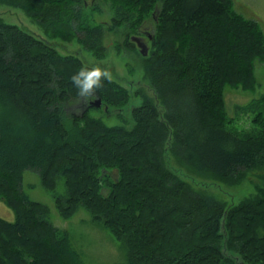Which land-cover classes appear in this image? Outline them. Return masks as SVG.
I'll list each match as a JSON object with an SVG mask.
<instances>
[{
    "label": "trees",
    "instance_id": "16d2710c",
    "mask_svg": "<svg viewBox=\"0 0 264 264\" xmlns=\"http://www.w3.org/2000/svg\"><path fill=\"white\" fill-rule=\"evenodd\" d=\"M21 9L51 40H77L98 60L108 55L106 29L126 32L138 51L152 19L143 56L148 90L131 93L113 79L98 90L102 107L122 112L135 97L134 125L68 110L77 100L70 77L87 64L0 16V264H86L49 208L23 191L26 170L55 192L60 215L81 207L128 248L122 264H264V186L238 205L197 191L166 161L239 183L264 169V95L248 105L253 127H229L225 89L254 91L256 61L264 62V30L237 12L234 0H0ZM107 5V24L92 16ZM144 37V36H143ZM117 45V50H122ZM141 53V52H140ZM151 91V94L149 93ZM97 107H94V109ZM101 108V107H100Z\"/></svg>",
    "mask_w": 264,
    "mask_h": 264
},
{
    "label": "rangeland",
    "instance_id": "374dc122",
    "mask_svg": "<svg viewBox=\"0 0 264 264\" xmlns=\"http://www.w3.org/2000/svg\"><path fill=\"white\" fill-rule=\"evenodd\" d=\"M92 1L89 0L88 5ZM97 3L99 4L100 0H97ZM234 4L237 12L248 19L256 20L264 29V0H234ZM102 10V13H95L91 18L94 23H103L107 27L113 17V12L107 5H103ZM0 16L7 23L18 25L35 36L52 42L63 55L75 53L81 56L87 64L93 66L99 64L102 67L110 68L113 79L129 89L131 93L141 87L147 89L150 84V81L145 78L143 55L138 48V51H131L125 47L127 33L123 29L116 31L106 29L105 45L108 49V55L105 59L98 60L90 51L84 49L77 40L67 42L61 39L51 40L44 30L37 23L31 21L21 9L0 4ZM154 28V21L149 19L142 30V36L145 37L148 45L149 39L145 36L144 31L151 34ZM118 44L122 45L123 48L120 52L117 50ZM255 66L258 85L254 91L227 87L224 93L230 119L229 127L239 133H246L252 129L254 112L248 109V105L258 101L264 95V62L256 61ZM149 93L151 94V91ZM140 104L141 99L134 97L120 113L114 109L107 112L104 107L95 109L92 107L90 108V115L102 118L109 126L126 124L132 128L134 125L132 111L134 107ZM78 109L80 110L78 111ZM68 110L75 115L83 113L82 104H77V100L72 101ZM166 161H168V166H171L182 179L188 181L197 191L211 195L228 205L240 204L244 199L256 194V187L264 186V169L248 172L244 181L233 183L216 179L208 173H196L178 163V160L171 154L167 156ZM22 189L31 200L48 206L49 220L56 228L68 230L73 246L86 264H122L128 261L127 246L117 240L103 224L94 221L90 212L84 207H81L71 219H65L60 215L55 206V196L67 194L64 178L58 179L56 190L53 192L42 185L37 171L26 170L23 176ZM8 213L11 215L14 212L4 202L0 201V216L7 219Z\"/></svg>",
    "mask_w": 264,
    "mask_h": 264
},
{
    "label": "clouds",
    "instance_id": "9594fccd",
    "mask_svg": "<svg viewBox=\"0 0 264 264\" xmlns=\"http://www.w3.org/2000/svg\"><path fill=\"white\" fill-rule=\"evenodd\" d=\"M105 81L108 83L113 81V73L110 68L102 67L99 64L91 67L81 66L70 77L71 85L77 90V104L88 105L96 100V93L105 86Z\"/></svg>",
    "mask_w": 264,
    "mask_h": 264
},
{
    "label": "water",
    "instance_id": "95a60500",
    "mask_svg": "<svg viewBox=\"0 0 264 264\" xmlns=\"http://www.w3.org/2000/svg\"><path fill=\"white\" fill-rule=\"evenodd\" d=\"M131 40L137 45L138 49L140 50L141 54L143 56H148L149 54V46L147 44V42H145V38L141 37V36H132ZM97 99L94 100L93 102L89 103L88 105H83L82 106V115L89 109V107H102L103 105V100L102 98L99 96L98 93H96ZM107 110V107H106Z\"/></svg>",
    "mask_w": 264,
    "mask_h": 264
},
{
    "label": "crops",
    "instance_id": "0c3cea01",
    "mask_svg": "<svg viewBox=\"0 0 264 264\" xmlns=\"http://www.w3.org/2000/svg\"><path fill=\"white\" fill-rule=\"evenodd\" d=\"M264 30V29H263ZM7 219H8V221H13L14 219H15V215H14V213H12L11 215L8 213V216H7ZM6 219V220H7ZM67 232H68V230H66ZM69 236H70V234H69ZM70 239H71V236H70ZM72 241V240H71Z\"/></svg>",
    "mask_w": 264,
    "mask_h": 264
},
{
    "label": "flooded vegetation",
    "instance_id": "af4514ba",
    "mask_svg": "<svg viewBox=\"0 0 264 264\" xmlns=\"http://www.w3.org/2000/svg\"><path fill=\"white\" fill-rule=\"evenodd\" d=\"M144 34H145V36L148 38L149 37V33L147 32V31H144ZM142 37V36H141ZM144 38V37H143ZM146 42V41H145ZM82 106H83V104H82ZM85 106V105H84Z\"/></svg>",
    "mask_w": 264,
    "mask_h": 264
}]
</instances>
